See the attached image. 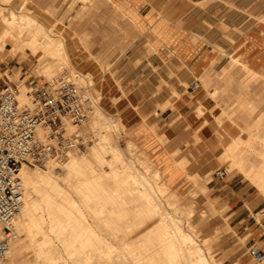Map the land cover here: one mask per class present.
Returning a JSON list of instances; mask_svg holds the SVG:
<instances>
[{
	"label": "rangeland",
	"instance_id": "rangeland-1",
	"mask_svg": "<svg viewBox=\"0 0 264 264\" xmlns=\"http://www.w3.org/2000/svg\"><path fill=\"white\" fill-rule=\"evenodd\" d=\"M21 1L22 0H12L10 3H7L5 0H0V9L3 10L4 7L6 8L7 6V8L10 7L12 9L16 7L14 10H19L18 7L20 6ZM26 1V9L30 8V10L28 9V11H31V14H33L37 18H45V20L49 24H52L57 19L59 20L54 31L56 33L60 31L63 34L68 45L74 46L78 43L76 41V35L71 31V29L76 28L77 20L76 24L70 29L69 25L71 24L69 21H66V15L68 17L71 12L73 13V15H75L76 11L80 10V6L84 5L82 2L78 0H43V5L46 8H53V6L57 3V12H63L64 15L66 14L63 17V20H60L54 13L49 14L48 12H45L44 8L42 6L40 7L35 0ZM112 1L121 3V0ZM210 1L213 0H202L200 2H196L194 8L203 7ZM192 2V0H174L172 3L170 1V13L163 14V16L167 18L166 20L171 22L173 28L175 29L176 34L173 39L177 40L179 37L180 42V36H182V33L185 32L191 33L193 35V40L197 39L195 38V35H197L198 33L193 30L192 23L186 21V13L191 9L192 4L194 3ZM148 4L150 3L148 2ZM106 5V7L108 8V4ZM7 8L3 11L7 10ZM124 11L127 13V15H124V13H122L123 18L128 19L131 22V19L133 20V18H131L130 16L133 14L131 13L130 9L124 6ZM171 18L179 19L171 20ZM83 21V18L80 19V22ZM100 22L104 25L107 24L110 27L112 26V24H110L107 20L100 19ZM164 22L165 21H163L162 24H164ZM90 24L97 25V23L94 21H92ZM77 32L81 35L79 37V40L81 41L80 38H84L83 32ZM150 32V37L146 36L141 30H138L137 35L132 31H127L126 34H122L121 32L116 33V43L111 45L107 54L108 59L110 60V62H112V64H101L105 69L107 68V71L104 72L105 74L102 76V85L98 84L97 81V78L101 75L100 72H97L92 67H88V64H82V66L76 67V65H78L77 62L81 59L80 57H82V55H85L86 53L83 45L77 48L76 52H78V54H72L71 56V65L72 67H74L73 75L76 74L78 78H82L85 80L88 79L90 80V82L94 80V84L90 85V90H87L86 88H83V85H80V87L83 89L84 94L86 96L88 95L87 97L90 98L91 103L92 101H95L91 98V94H95L93 88H101L102 94L98 101L105 110L102 116L105 119H108L107 125L102 126L100 130V132H103V135L106 136L103 148H115V150L119 154L117 159L112 158V160H114L113 168L119 171V177H117V179H114L112 174L108 172V170L112 169V167L106 166L101 168V165L98 164V161L95 159L94 154L88 152L90 160L95 164L98 173L102 174L103 187L98 189L99 192L102 193V196L97 198L96 202L103 203L107 208L112 209H122L127 207L131 208L132 203L134 202H146L145 199L134 200L129 197L128 191L123 189L124 183L121 180L126 177L125 172L120 171L124 168L126 170L135 171L138 179H141V177L152 178V174H149L146 171V168L138 163L137 159H133L134 154L132 156V153L127 147L128 141L134 138L138 142L137 149H145L149 153L150 159L155 162L150 170L155 171L161 168L167 171L166 174L162 172L165 180L163 185L168 186L167 193L169 195L166 198H162V196L159 195L157 186L155 183H153V181L143 184V187H145L147 191L152 196H154L151 201L154 202L156 206L163 208L164 211H171L170 214L174 215L178 225L181 226L182 231L188 230L189 234L193 235L194 240L191 241H194L196 244L200 245L201 248L206 252L208 257L210 256V254L212 255L210 257H217L216 259L218 260L219 264H239L241 258L245 257L246 255L249 256V247L253 245L245 244L247 236L241 234L242 232H244V215H248L250 216L251 220L253 219L255 221H260L261 223L263 222L264 218V206L262 205V199L264 198V195L258 188L259 186L257 180H253V178L260 179L261 176H264V145L256 137L257 134L264 135V115H261L262 117L260 116L262 118V121H260V117L258 118L259 122H261V124L259 125L261 126H255L258 120H256L257 113H254V115L250 117V122L252 123L256 120V122H254L255 124L252 123L249 127L245 128L253 129H251L249 136H254L255 134L256 138L251 136L250 138L253 139L251 140L248 137V139L251 140L248 141L249 143H253V146L257 149H250L251 151H245V154L248 158L253 157L254 159H250L251 161L245 164V168L241 165V160H237L235 158V151H237L240 146H244L245 148L249 149V147L245 144L237 143L233 140L235 142V148L233 149V151H229L223 158L221 156L222 149L220 147L214 148L211 152L206 150L205 144L203 142L195 141L197 135L196 133L192 132V128L188 126L187 120L191 123L195 122V119H197L198 115L194 110L196 103L192 102L188 104L184 102L188 101L192 97H195L196 95L203 94L205 81L201 76L196 79V82L198 84L196 90L192 91L189 88L190 82L184 80L181 82V84H179V87L185 90L184 93H174L172 96V100L168 99L160 102L158 101L153 105L152 113H146V116L139 112L140 118L134 120L136 125L133 129H129L127 127L123 128L121 126L120 128L112 127L111 123L109 124V121L113 120L115 115H118L120 117L122 123H127L130 119H133L136 116L138 109L140 111L142 110L138 102V96L133 93V86L135 84V86L137 85L138 87H140L141 82L143 81V77H146V74H138V77H140V79H136L135 81L131 80V78H133L134 76L132 74L126 75V72L123 71L122 64L119 63V59L123 58V60H125L131 57L133 54L132 45H139L142 41H144L145 53L147 55L153 54L154 56H157L159 60H161V58H164L163 54L155 50V47L151 42L156 34L159 35V31L155 29L150 30ZM132 36L133 38L134 36H136V39L131 43V41L133 40ZM215 46L216 47H214V49L217 50L218 55L215 56L209 64V71H212L217 66V71L219 72L225 64H232L233 66L242 65L243 69L246 70L250 68L247 62L242 60L239 55L234 54V51H232L231 49H223L219 45ZM24 54H26L27 57ZM228 54L230 58L226 57V55ZM91 57L92 59L101 60L100 55L94 53ZM46 61V57L38 59L37 56L30 54L29 51H25L24 53L18 55H13L7 49H5L4 51L0 50V84H2L3 82H10L17 86L18 81L22 79L24 81L25 87L27 88H25L26 91L30 87L40 86L48 81L44 77L38 76L36 69H42L46 65ZM137 62L138 60L136 61V63ZM128 65L134 66V63H128ZM247 67L249 68L247 69ZM164 82V80H160L159 78V87L161 84L166 83ZM20 83L21 81H19V84ZM257 87L258 84L253 85L254 90H257ZM119 93H121L119 97L116 96ZM212 95L214 96L213 92ZM207 103L210 105L208 108L210 112L205 114L206 118L208 119V123H211L218 117L223 118V120L219 121L218 130H215V133H213V135H209V138L212 140V142H215L216 140V143H214V145L217 143L220 144V139H222L223 137L222 133L219 132V130H221V126L229 129L232 133H236L238 131V128L236 125H234L233 122H231L230 116L221 110V106L215 103V99L208 98ZM143 113L145 114L144 111ZM151 114H157L156 116H158V119L155 122L151 121ZM168 114H170L168 117H164ZM182 115H184V118L182 117ZM169 117L173 118L169 121V119L167 120V118ZM177 120H182V123L180 122L181 129L186 128L187 131H190L191 135L188 139H190L191 141H186L182 146L187 148L189 147V150L191 152H189L188 149L180 151V149L178 148L179 146H177L173 150H168L169 156L171 158L170 162H165L164 165H161V162L157 160L156 156L153 154V150L151 149L150 145H154L155 141L164 146L167 140L171 138L172 134H174L176 125L173 126L172 124ZM201 121L202 119L200 118L198 120V123L196 124H199ZM252 125L253 127H251ZM161 132L166 134L167 136V138L163 141V144L157 138V134ZM82 134L86 135L88 141L85 143L84 147L79 148L80 151H84L85 148H97V140L100 137L99 132L94 133L90 128H87L86 132H83ZM149 138H151V140ZM203 140L211 144V140H208L207 137ZM197 148H199V150ZM196 153L205 157L201 159H195L194 156L196 155ZM104 156H106V154ZM172 157H174V159H181L183 157L187 158V163L189 166L188 170L190 172H195L196 178L199 177L201 179L197 182L194 177L192 178L187 177L184 174H176L173 170V165L171 164V162H173ZM104 159L105 162L106 160H108L105 157ZM252 162L254 164H252ZM30 167L33 169L36 167H39V169L45 168L43 165ZM139 168L146 172V176L140 174ZM220 169L225 170V173L221 176H217L214 172ZM55 174H60V170L57 169ZM132 186H136V184H132ZM247 190L251 193V195H253L254 200L258 202V210L261 211L258 212L257 210V212L253 214L245 207L248 211L245 210L241 215H237L236 211L239 210L242 205H245L244 199V202H242V199L240 198H244V192H247ZM112 194L113 197H109ZM157 195L158 197H160L158 198ZM228 195L229 198H227ZM226 199H229L228 207L222 205L221 202ZM104 217L108 219H122L126 216H117L107 213L104 214ZM134 217L135 219L142 218L139 215H136ZM151 218L155 219L156 215L151 216ZM122 223L123 222H120L119 224ZM188 227H194L196 230L191 231ZM138 234L139 231L134 232V235L137 236ZM10 248L12 251L11 255L5 256L4 258L0 259V264H36L34 257L31 255V252L28 251L29 249L27 236L23 231L16 233L15 236L10 240ZM138 251H140L142 255H150L156 253V251H158V248H147L141 250L138 249ZM54 256L55 258H59L60 253L56 252ZM146 256L148 257V255ZM117 264L127 263H125L124 261L121 262L120 260Z\"/></svg>",
	"mask_w": 264,
	"mask_h": 264
},
{
	"label": "bare ground",
	"instance_id": "bare-ground-1",
	"mask_svg": "<svg viewBox=\"0 0 264 264\" xmlns=\"http://www.w3.org/2000/svg\"><path fill=\"white\" fill-rule=\"evenodd\" d=\"M5 1L10 3L12 0ZM78 1L84 5L92 2V0ZM112 2L117 8L124 10L121 3ZM26 3V0H22L18 7L19 10H14L16 7L12 9L7 6L5 11H3L6 9L5 7L3 10L0 9V50L7 49L13 55L29 51L38 59L46 57V65L42 69H36L38 76L44 77L50 83L59 79L72 80L78 86L83 85V88L90 90V85L94 84V80L90 82L88 79L78 78L76 74L73 75L74 67L71 65L70 48L63 34L60 31L58 33L54 31L56 23L49 24L37 18L31 14V11H28L30 8L26 9ZM124 14L127 15L125 11ZM158 15L157 20L160 26L165 19ZM130 17L137 20L136 28L140 30L137 16L131 15ZM260 19L264 20V17L262 16ZM67 21L71 24L72 19L69 18ZM145 35L151 36L149 29ZM83 36L84 38H80L81 43L87 47V38L84 32ZM198 37L201 35H195V38ZM214 47L216 46L214 45ZM24 55L27 57L26 54ZM19 81H21L20 84ZM19 81L17 85L20 86L17 96L19 104L30 106L24 81L22 79ZM97 81L102 85L101 76L97 78ZM93 89L95 94H91V98L95 101H92V109L86 121L79 126V130L83 133L87 128H90L94 133L99 132L97 148H85L84 151H80L79 148L73 147L64 157L48 159L43 165L44 169H39V167L33 169L27 163L21 164L18 175L23 185L24 197L22 205L13 219L15 233L10 240L16 233L23 231L27 236L28 251L31 252L36 264H117L120 260L127 264H219L217 257H210L212 256L210 254L209 258L200 245L191 241L194 240L193 235L189 234L188 230L182 231L174 215L170 214L171 211H164L163 208L156 206L151 201L154 196L143 187V184L153 181L159 195L166 198L169 195L167 193L168 186L163 185L165 180L162 172L166 174L167 171L161 168L151 171L150 168L155 162L150 159L149 153L145 149H137L138 142L134 138L128 141L127 147L132 156L134 154L133 159H137L138 163L145 167L149 174H152V178L141 177L138 179L135 171L124 168L120 171H124L126 177L121 180L124 183L123 189L128 191L129 197L134 200L145 199L146 202H134L131 208L122 209L107 208L105 204L96 202V199L102 196L98 190L103 187L102 174L98 173L88 152L94 154L101 168L112 167L108 172L114 179L119 177V171L113 168L114 160L112 158L117 159L119 154L115 148H103L106 136L100 130L102 126L107 125L108 119L102 116L105 110L98 101L102 94L101 88ZM208 94L213 96L211 92ZM200 108L203 110L204 106L201 105ZM139 112L146 116L142 110ZM261 117L260 121H262ZM257 120L259 122V119ZM258 122L255 126H261L259 125L261 122ZM110 123L112 127L126 128L118 115H115L113 120L109 121ZM63 124L66 132L74 127L67 119L63 121ZM251 129L233 140L255 150L253 143H249L253 140L250 138L253 135L249 136ZM37 133L43 137L46 134V129L39 126ZM157 135L163 144L167 138L166 134L161 132ZM256 137L264 145V135L257 134ZM212 143H205L207 151H212L216 147ZM104 157L108 159L106 162ZM172 158L171 164L176 174L194 177L197 182L201 179L196 178V175L188 170L184 160ZM57 169L60 170V174H55ZM139 169L140 174L146 176V172ZM263 178L264 176H261L260 179L253 178V180H257L258 188L264 195ZM132 184H136V186H132ZM109 197H113V194ZM107 213L126 217L108 219L104 217V214ZM136 215L142 218L135 219ZM153 215H156L155 219L151 218ZM120 222L123 223L119 224ZM188 228L191 231L196 230L194 227ZM136 231H139L137 236L134 235ZM147 248H158V251L150 255L146 254L148 257L138 251V249ZM11 252L9 243V251L6 256L11 255ZM56 252L60 253L59 258H55Z\"/></svg>",
	"mask_w": 264,
	"mask_h": 264
},
{
	"label": "crops",
	"instance_id": "crops-1",
	"mask_svg": "<svg viewBox=\"0 0 264 264\" xmlns=\"http://www.w3.org/2000/svg\"><path fill=\"white\" fill-rule=\"evenodd\" d=\"M35 1L40 7L44 8L45 12L49 14L54 13L60 20H63V17L66 15L63 12H57V3L54 6L52 5L53 8H46L43 5V0ZM147 1H120L122 5L130 9L134 16H137L140 30L144 34H146L148 29H157L159 31V35L156 34L151 42L155 50L164 55V58H161V60L153 54L147 55L145 53L144 41H142L139 45H132L133 54L131 57L125 60L123 58L119 59V63L122 64L126 75L132 74L134 76L131 80L140 79L138 74H146L140 87L134 84L133 93L138 96V102L142 110L145 113H152L153 105L158 101L172 100L174 93L185 92L183 88L179 87L182 81L187 80L191 83L201 76L205 81L203 94L196 95L184 102L188 104L195 102L196 106L194 110L199 117L197 116L195 122H191L192 125L187 120V124L192 128V132L197 135L195 141L205 144L204 138L207 137L208 140H211L209 135H213L215 130H218L219 121L223 120V118L218 117L216 120L208 123V119L205 116L206 113L210 112L208 110L210 105L207 103V99H215V103L221 106V110L230 116L231 122L238 128L236 133H232L229 129L220 127L221 130L219 132L222 133L223 137L220 139L221 143L215 145L222 149L221 156L224 158L229 151H233L235 148L233 138L242 136L243 132L249 130L245 128L254 123L261 115H264V20L260 19V17H264V0H213L205 6L197 8H194L196 2L202 0H192L194 3L192 2L191 9L186 13V21L192 23L193 30L201 35V37L193 40L192 34L185 32L180 36L181 42L179 41V37L177 40L173 39L176 34L175 29L171 22L163 16L164 13H170L169 2L171 1L172 3L174 0ZM106 4H108V8ZM122 13H124V10L117 8L112 0H92L91 3L80 6V10H77L75 15L72 12L69 14L68 17L72 19L71 25H69L70 29L76 24L77 20L76 28L71 29V31L76 35L78 43L74 46L68 45L71 56L72 54H78L76 52L77 48L83 45L79 40L77 31L84 32L87 38V47L83 45L86 53L80 57L81 59L77 62L78 65L76 67L88 64V67H92L97 72H100L101 77L105 74L104 72L107 69L105 70L101 64H112L107 54L111 45L116 43V33L121 32L122 34H126L127 31H132L134 34H138V29L136 28L137 20L133 18L130 22L128 19L123 18ZM157 14L162 19H165L164 24L160 26L158 25ZM68 17L66 15V19ZM82 18L84 21L80 22ZM100 19L107 20L112 26L102 24ZM177 19L179 18H171V20ZM42 20L47 23L45 18ZM58 21L57 19L53 23L57 24ZM92 21L96 22L97 25H91ZM135 37L133 38L132 36L133 40L131 43L136 39ZM214 45H219L223 49L233 50L234 54L239 55L252 69L249 67L250 70L248 68V70L243 69L242 65L233 66L232 64H225L219 72L217 71V66L212 71H209V64L218 55L217 50L214 49ZM92 52L100 55L101 60L92 59ZM226 57L230 58L228 55ZM137 60L138 62L136 63ZM128 63H134V66H129ZM159 78L166 82H164L165 84H161L160 87L158 85ZM254 84H258L257 90L253 89ZM210 92H213L214 96H209L208 93ZM120 94L116 96L119 97ZM201 105L204 106L203 110H200ZM139 111L138 109L133 119L124 123L127 128H134L136 125L134 120L140 118ZM254 113H257L256 120L251 123L250 117ZM156 115L151 116V121L155 122L158 119ZM169 115L164 117H168ZM182 117L184 118V115ZM172 118L169 117L167 120L169 119L170 121ZM200 118L202 121L196 124ZM180 122L182 123V120H177L172 124L173 126L176 125L175 132L164 146L155 141L154 145H150L153 154L161 162V165H164L165 162H170L171 158L168 150H173L177 146H179L180 151L189 150V147L187 148L182 145L186 141H191L188 139L191 134L186 128H180ZM151 138L149 139L151 140ZM213 143H216V140ZM197 149L199 150V148ZM246 150L250 149L240 146L235 151V158L241 160V165L244 168L246 163L254 160L253 157L248 158L246 156ZM189 152L191 151L189 150ZM198 153L194 156L195 159L205 157ZM181 159L184 160L188 168V159L184 157ZM252 164L254 163L252 162ZM193 174L196 175L195 172ZM227 198H229V195ZM240 199H242V202L245 201V205H242L236 211L237 215H241L246 208L253 214L257 212L259 204L248 190L244 192V198ZM228 200L221 201L222 205L228 207ZM262 205L264 206V198L262 199ZM260 211L258 210V212ZM243 218H245V224L243 225L244 232L241 234L247 236L245 244L259 246L263 251V256L260 261H256L250 255H246L241 258L239 264H264V218L262 223L253 219L251 220L248 215H244Z\"/></svg>",
	"mask_w": 264,
	"mask_h": 264
},
{
	"label": "built area",
	"instance_id": "built-area-1",
	"mask_svg": "<svg viewBox=\"0 0 264 264\" xmlns=\"http://www.w3.org/2000/svg\"><path fill=\"white\" fill-rule=\"evenodd\" d=\"M196 81L189 84L194 91ZM18 87L10 82L0 84V259L9 251L15 233L13 219L23 201V185L18 175L22 163L41 166L50 158L64 157L73 147H84L88 141L79 126L91 111V100L72 80L59 79L27 90L30 106H21ZM74 126L65 131L63 121ZM46 134L41 137L37 128ZM217 176L225 173L220 169ZM249 255L260 261L263 251L257 245L249 247Z\"/></svg>",
	"mask_w": 264,
	"mask_h": 264
}]
</instances>
